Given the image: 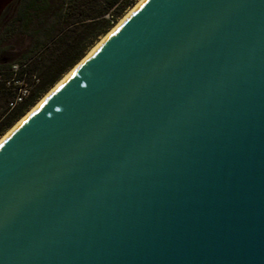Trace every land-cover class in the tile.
<instances>
[{
  "label": "water",
  "instance_id": "obj_1",
  "mask_svg": "<svg viewBox=\"0 0 264 264\" xmlns=\"http://www.w3.org/2000/svg\"><path fill=\"white\" fill-rule=\"evenodd\" d=\"M0 264H264V0L140 2L0 142Z\"/></svg>",
  "mask_w": 264,
  "mask_h": 264
},
{
  "label": "trees",
  "instance_id": "obj_2",
  "mask_svg": "<svg viewBox=\"0 0 264 264\" xmlns=\"http://www.w3.org/2000/svg\"><path fill=\"white\" fill-rule=\"evenodd\" d=\"M137 0H14L0 14V136L79 62ZM29 43L14 59L13 39ZM16 66V70L12 67ZM15 82L18 83L15 84ZM29 92L9 108L19 87Z\"/></svg>",
  "mask_w": 264,
  "mask_h": 264
},
{
  "label": "bare ground",
  "instance_id": "obj_3",
  "mask_svg": "<svg viewBox=\"0 0 264 264\" xmlns=\"http://www.w3.org/2000/svg\"><path fill=\"white\" fill-rule=\"evenodd\" d=\"M143 0H139L131 9H129L120 19L119 21L115 24V26H113L107 34H105L90 50L89 52L85 55V57L91 52L93 51L133 10L134 8ZM83 57L79 62H77L66 74L63 75V77L29 110L27 111L21 118H19V120H17L11 128H9L4 134L3 136L0 137V142L16 127L18 126L24 119L26 116H28V114L30 112H32L43 100L44 98L50 94L55 87L72 71L76 68V66L85 58Z\"/></svg>",
  "mask_w": 264,
  "mask_h": 264
},
{
  "label": "rangeland",
  "instance_id": "obj_4",
  "mask_svg": "<svg viewBox=\"0 0 264 264\" xmlns=\"http://www.w3.org/2000/svg\"><path fill=\"white\" fill-rule=\"evenodd\" d=\"M138 1H139V0H137V2H138ZM137 2H136V3H137ZM136 3H135V4H136ZM135 4H134V5H135ZM134 5H133V6H134ZM133 6H132V7H133ZM132 7H131V8H132ZM131 8H130V9H131ZM128 10H129V9H128ZM128 10H126V12H127ZM126 12H125V13H126ZM125 13H124V14H125ZM124 14H123V15H124ZM121 17H122V16H121ZM121 17H120V18H121ZM120 18H119V19H120ZM119 19H118V21H119ZM118 21H117V22H118ZM117 22H116V23H117ZM114 26H115V25H114ZM107 33H108V31H107L105 34H107ZM105 34H104V35H105ZM104 35H102V36H100V37L98 38V40H97V41H96V42H95V43H94V44H93V45L87 50L86 54L89 52V50H90V49H91V48H92V47H93V46H94V45H95V44H96V43H97V42H98V41H99ZM13 42H14V43H13V46H14L13 50H14V52H13L12 54H9V57L16 59V58H18V57L22 54V52H24V50H25V48L27 47L29 41H28V39L25 38V37H17V38H15V39H13ZM86 54H85V55H86ZM85 55H84V56H85ZM67 72H68V71H67ZM61 78H62V77H61ZM49 90H50V89H49ZM49 90H48V91H49ZM48 91H47V92H48ZM47 92H46V93H47ZM46 93H45V94H46ZM45 94H44V95H45ZM44 95H43V96H44ZM43 96H42V97H43ZM42 97H41V98H42ZM41 98H40V99H41ZM40 99H39V100H40ZM39 100H38V101H39ZM38 101H37V102H38ZM37 102H36V103H37ZM36 103H35V104H36ZM35 104H34V105H35ZM34 105H33V106H34ZM33 106H32V107H33ZM32 107H31V108H32ZM31 108H30V109H31ZM30 109H28L27 111H29ZM27 111H26V112H27ZM26 112H25V113H26ZM18 120H19V119H18ZM11 127H12V126H11ZM11 127H10V128H11ZM7 130H8V129H7ZM7 130H6V131H7ZM6 131H5V132H6ZM5 132H4V133H5ZM4 133H3V134H4ZM3 134H2L1 136H3ZM1 136H0V137H1Z\"/></svg>",
  "mask_w": 264,
  "mask_h": 264
},
{
  "label": "built area",
  "instance_id": "obj_5",
  "mask_svg": "<svg viewBox=\"0 0 264 264\" xmlns=\"http://www.w3.org/2000/svg\"><path fill=\"white\" fill-rule=\"evenodd\" d=\"M12 69L16 70V66H13ZM15 84L18 85L17 82H15ZM28 92L29 90L26 87L24 86L19 87L16 91L14 99L8 103L9 108H13L15 105L22 102L23 99L27 97Z\"/></svg>",
  "mask_w": 264,
  "mask_h": 264
}]
</instances>
